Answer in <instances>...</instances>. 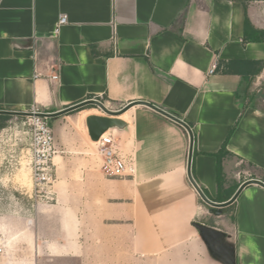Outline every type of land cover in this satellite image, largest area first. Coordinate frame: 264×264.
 <instances>
[{"label":"crops","instance_id":"0c3cea01","mask_svg":"<svg viewBox=\"0 0 264 264\" xmlns=\"http://www.w3.org/2000/svg\"><path fill=\"white\" fill-rule=\"evenodd\" d=\"M262 88L264 0H0V111L49 113L56 150L50 203L31 195L28 123L29 153L0 161V191L29 192L1 205L0 264H225L195 222L224 233L235 264H264ZM92 99L128 125L109 130L125 177L101 173L72 118Z\"/></svg>","mask_w":264,"mask_h":264},{"label":"built area","instance_id":"2783aa9c","mask_svg":"<svg viewBox=\"0 0 264 264\" xmlns=\"http://www.w3.org/2000/svg\"><path fill=\"white\" fill-rule=\"evenodd\" d=\"M66 23V17L61 16L57 20L53 32L57 33ZM215 68L213 64L209 73ZM40 73L36 72L35 77ZM52 79H57L58 75L50 76ZM96 103L91 105L98 106L105 114L110 115L111 112H117L110 105L100 99H92ZM27 123L31 133V181H32V196L37 202L50 203L55 201V191L53 184L55 181V163L53 161L56 150L53 147L52 133L49 127V113L40 111L37 108L31 107L27 111ZM97 146V157L100 161V171L106 177H125L132 168L128 166L125 159L118 153L114 139V132L106 131L100 135L97 141H94ZM4 250L0 244V252Z\"/></svg>","mask_w":264,"mask_h":264},{"label":"rangeland","instance_id":"374dc122","mask_svg":"<svg viewBox=\"0 0 264 264\" xmlns=\"http://www.w3.org/2000/svg\"><path fill=\"white\" fill-rule=\"evenodd\" d=\"M256 89L258 90L259 87H257ZM256 95L259 100L261 98H264V88H262L259 92H256ZM92 107L95 108V110H92L91 112L100 113L101 115L105 114V112L98 106H92ZM92 107L83 106L75 109V111L72 112V118L76 120L81 112L89 110V108ZM110 107L114 110L118 109L115 106L110 105ZM78 121L79 120H77V127L84 133V135L88 139V143H89L88 153H97V149H96L97 146L92 143V141L87 135L85 119L82 120L81 124H79ZM27 130H28V125L24 117L19 118L13 116L5 122V125L3 127H0V161H2L6 166H8L10 162H13L14 157L16 158L15 160L18 161L23 160V158L22 159L19 158V156L21 155H18L17 153H29L28 151L29 145L27 142L28 141ZM188 153H190V142H189ZM18 161H14L16 162V164L14 165V167L17 166L16 169L15 168L13 170L6 169L3 171V174H5L6 177L8 178L13 177V179L16 180L15 177L21 174L20 169L22 168V165L19 164ZM23 184L25 183L23 182ZM19 185H13L12 182L9 181L5 186L1 187L2 191H0V193L4 196L3 198H5V201L0 202V211H2V209L4 210V208H2L1 205L3 206L6 205L7 208L8 207L10 208L11 205L28 203L29 201L28 186L27 185L19 186ZM10 197H12L15 201L10 202L8 200L10 199Z\"/></svg>","mask_w":264,"mask_h":264},{"label":"water","instance_id":"95a60500","mask_svg":"<svg viewBox=\"0 0 264 264\" xmlns=\"http://www.w3.org/2000/svg\"><path fill=\"white\" fill-rule=\"evenodd\" d=\"M96 103L94 101H84L82 103H78L72 107L71 109H77L81 106H85L87 104ZM159 112L165 114L169 118L173 119L174 121L180 123L183 126L187 125L177 119L176 117L165 113L164 111L156 108ZM0 113L4 114H28V113H19V112H8V111H0ZM117 112H111L110 115H88L85 118V123L87 127V132L91 141H97L101 134L109 130H116L119 133H124L128 129V125L122 119L117 118ZM237 194V193H236ZM234 199V197H233ZM207 201V204L210 206L209 211L213 214H222L223 210L221 209V205L213 203L211 201ZM195 228H197L204 240L206 241L211 253L217 257L218 259L222 260L225 264H235V256L232 248L225 242L224 233L219 231L218 229L201 224V223H194Z\"/></svg>","mask_w":264,"mask_h":264},{"label":"trees","instance_id":"16d2710c","mask_svg":"<svg viewBox=\"0 0 264 264\" xmlns=\"http://www.w3.org/2000/svg\"><path fill=\"white\" fill-rule=\"evenodd\" d=\"M87 106V105H85ZM87 107H92V105H88ZM11 118V115H7V114H0V127H3L5 125V122ZM231 133V131H230ZM229 133V135H230ZM229 135L227 136V138L225 139V141L223 142V144L221 145L220 147V150L219 152L217 153L218 156H221V155H224L227 153V150H226V144H227V140H228V137Z\"/></svg>","mask_w":264,"mask_h":264},{"label":"bare ground","instance_id":"6f19581e","mask_svg":"<svg viewBox=\"0 0 264 264\" xmlns=\"http://www.w3.org/2000/svg\"><path fill=\"white\" fill-rule=\"evenodd\" d=\"M91 111L92 110H86V111L81 112L80 115H79V117H78V120H79L78 123L81 124L82 120L85 119L86 114L89 113V112H91ZM122 117H124V116H122ZM92 143L95 145L94 141H92Z\"/></svg>","mask_w":264,"mask_h":264}]
</instances>
